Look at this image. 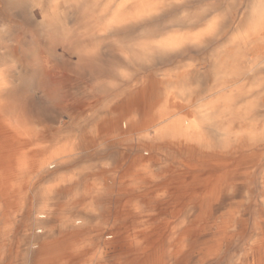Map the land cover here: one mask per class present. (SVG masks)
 I'll use <instances>...</instances> for the list:
<instances>
[{
  "label": "rangeland",
  "instance_id": "374dc122",
  "mask_svg": "<svg viewBox=\"0 0 264 264\" xmlns=\"http://www.w3.org/2000/svg\"><path fill=\"white\" fill-rule=\"evenodd\" d=\"M245 1L194 0L143 31L196 10L235 19ZM60 12L68 13L64 7ZM21 33L26 39L42 36L33 18L20 8L12 14L0 1V43L8 34ZM118 47L117 39L83 31L50 40L45 85L29 82L33 57L0 53V119L28 142L27 150L42 151L47 159L45 170L30 175L18 192H5L0 183V264H141L154 259L156 250L164 252V264H257L264 253V166L240 190L247 201L234 216L238 225L214 252L216 228L228 217L230 201L201 217L181 209L175 194L161 184L167 162L154 159L143 168V151L125 154L124 147L110 145L108 130L97 128L104 122L109 126L110 111L148 76L171 73L179 65L207 66L214 47L186 48L150 67L124 62ZM41 57L34 64L39 74L45 65ZM27 85L31 91L18 99ZM44 91L46 100L41 99ZM143 169L156 184L145 182ZM153 186L158 196H145ZM191 226L194 236H184Z\"/></svg>",
  "mask_w": 264,
  "mask_h": 264
},
{
  "label": "bare ground",
  "instance_id": "6f19581e",
  "mask_svg": "<svg viewBox=\"0 0 264 264\" xmlns=\"http://www.w3.org/2000/svg\"><path fill=\"white\" fill-rule=\"evenodd\" d=\"M0 1L12 14L20 8L41 29L37 39L8 34L0 43L2 55L20 51L33 57L29 82L46 84L50 40L82 31L98 39L119 40L120 58L143 67L186 48L214 47L207 66L179 65L171 73L148 76L110 111L109 126L104 127V122L97 128L108 130L110 145L124 147L125 154L143 151L139 157L143 168L154 159L167 162L169 170L161 184L175 194L181 209L201 217L212 214L217 203L230 201L228 217L216 228L213 251L218 252L237 227L234 216L247 201L240 190L264 166V0H246L235 19L225 21L212 12L196 10L155 31L143 27L163 21L172 5L188 8L194 0ZM62 7L69 15L60 12ZM38 56L45 64L40 74L34 66ZM24 89L16 99L31 91L30 85ZM47 97L42 92L41 99ZM27 143L0 119V183L5 192H18L30 175L45 170L44 153L27 150ZM143 176L146 183L156 184L145 169ZM260 182L264 189V171ZM158 193L153 186L143 194L154 198ZM195 228H187L183 235L194 236ZM154 255L141 264L165 263L164 252L156 250ZM257 261L264 264V253Z\"/></svg>",
  "mask_w": 264,
  "mask_h": 264
},
{
  "label": "snow or ice",
  "instance_id": "6c2138e0",
  "mask_svg": "<svg viewBox=\"0 0 264 264\" xmlns=\"http://www.w3.org/2000/svg\"><path fill=\"white\" fill-rule=\"evenodd\" d=\"M171 7L174 9V11L171 12V13H169V12H164V15L161 17V19H166L167 16L170 15V14H176V12H178L179 9H180V5H172ZM113 34H115V33H113Z\"/></svg>",
  "mask_w": 264,
  "mask_h": 264
}]
</instances>
